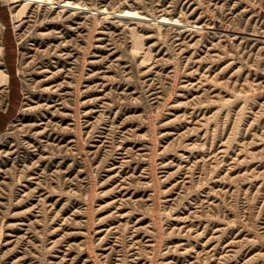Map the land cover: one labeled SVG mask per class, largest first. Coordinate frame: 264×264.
<instances>
[{"label": "rangeland", "instance_id": "374dc122", "mask_svg": "<svg viewBox=\"0 0 264 264\" xmlns=\"http://www.w3.org/2000/svg\"><path fill=\"white\" fill-rule=\"evenodd\" d=\"M0 264H264V0H0Z\"/></svg>", "mask_w": 264, "mask_h": 264}]
</instances>
